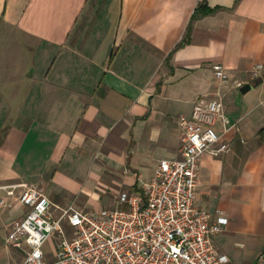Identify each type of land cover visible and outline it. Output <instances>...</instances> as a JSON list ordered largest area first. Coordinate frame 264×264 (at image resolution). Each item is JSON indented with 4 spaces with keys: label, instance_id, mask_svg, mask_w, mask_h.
Segmentation results:
<instances>
[{
    "label": "crops",
    "instance_id": "obj_1",
    "mask_svg": "<svg viewBox=\"0 0 264 264\" xmlns=\"http://www.w3.org/2000/svg\"><path fill=\"white\" fill-rule=\"evenodd\" d=\"M216 96L241 122L231 151L202 155L196 203L229 218L215 242L233 264H264V0H0V198L38 187L55 219L128 209L161 161L182 159L179 117ZM8 198L0 264H24L6 239L28 209Z\"/></svg>",
    "mask_w": 264,
    "mask_h": 264
},
{
    "label": "built area",
    "instance_id": "obj_2",
    "mask_svg": "<svg viewBox=\"0 0 264 264\" xmlns=\"http://www.w3.org/2000/svg\"><path fill=\"white\" fill-rule=\"evenodd\" d=\"M262 68L255 67L254 77ZM214 70L217 79L228 78L223 65ZM240 122H231L220 96L199 98L192 115L178 119L182 159L161 161L156 175L144 183L142 195L129 200L128 209L96 212L71 206L55 219L54 205L42 189L4 187L8 197H17L28 209L11 224L7 245L25 252L24 264H233L215 242L229 218L221 210L214 216L199 208L196 193L202 155L220 157L231 151L224 136L239 130ZM18 188L23 190L16 196ZM8 197L0 198V213L12 207ZM64 220L77 231L72 239L64 234ZM57 233L62 236L57 258L48 261L45 247Z\"/></svg>",
    "mask_w": 264,
    "mask_h": 264
},
{
    "label": "water",
    "instance_id": "obj_3",
    "mask_svg": "<svg viewBox=\"0 0 264 264\" xmlns=\"http://www.w3.org/2000/svg\"><path fill=\"white\" fill-rule=\"evenodd\" d=\"M251 88H252V85H246V86H244L242 89H241V91L243 92V93H246V92H248L249 90H251Z\"/></svg>",
    "mask_w": 264,
    "mask_h": 264
}]
</instances>
